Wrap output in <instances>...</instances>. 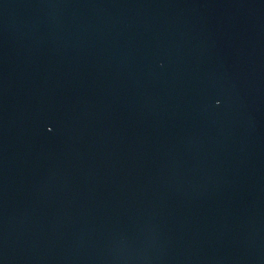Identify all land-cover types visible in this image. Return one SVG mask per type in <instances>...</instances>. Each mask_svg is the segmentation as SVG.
Listing matches in <instances>:
<instances>
[{
	"label": "water",
	"instance_id": "water-1",
	"mask_svg": "<svg viewBox=\"0 0 264 264\" xmlns=\"http://www.w3.org/2000/svg\"><path fill=\"white\" fill-rule=\"evenodd\" d=\"M0 264H264V0H0Z\"/></svg>",
	"mask_w": 264,
	"mask_h": 264
}]
</instances>
